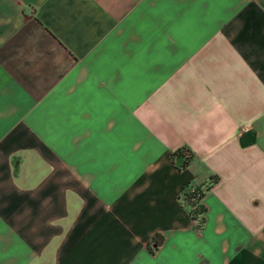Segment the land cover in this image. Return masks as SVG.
Wrapping results in <instances>:
<instances>
[{
  "label": "crops",
  "instance_id": "1",
  "mask_svg": "<svg viewBox=\"0 0 264 264\" xmlns=\"http://www.w3.org/2000/svg\"><path fill=\"white\" fill-rule=\"evenodd\" d=\"M0 264H264V0H0Z\"/></svg>",
  "mask_w": 264,
  "mask_h": 264
},
{
  "label": "trees",
  "instance_id": "2",
  "mask_svg": "<svg viewBox=\"0 0 264 264\" xmlns=\"http://www.w3.org/2000/svg\"><path fill=\"white\" fill-rule=\"evenodd\" d=\"M256 133L254 131L242 133L240 139L242 144L247 145L255 141ZM195 154L193 150L188 147H182L176 150L173 154V158L180 169L185 168L194 158ZM218 175L211 178L210 183L191 184L187 185L182 193L184 203L188 206L190 215L196 221L198 228H203L206 223L207 206L204 203V197L206 192L210 189V185L218 180ZM164 236L157 233L150 242V248L155 250L163 241Z\"/></svg>",
  "mask_w": 264,
  "mask_h": 264
}]
</instances>
